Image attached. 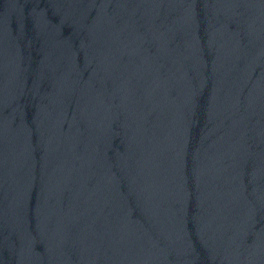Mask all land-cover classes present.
<instances>
[{
    "label": "water",
    "instance_id": "1",
    "mask_svg": "<svg viewBox=\"0 0 264 264\" xmlns=\"http://www.w3.org/2000/svg\"><path fill=\"white\" fill-rule=\"evenodd\" d=\"M0 264H264V0H0Z\"/></svg>",
    "mask_w": 264,
    "mask_h": 264
}]
</instances>
